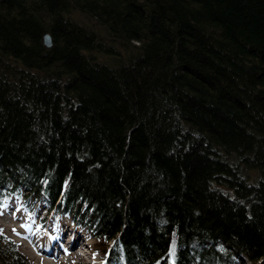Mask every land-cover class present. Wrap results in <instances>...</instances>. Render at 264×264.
<instances>
[{"label":"trees","instance_id":"1","mask_svg":"<svg viewBox=\"0 0 264 264\" xmlns=\"http://www.w3.org/2000/svg\"><path fill=\"white\" fill-rule=\"evenodd\" d=\"M15 195L107 264H264V0H0ZM0 264H34L1 225Z\"/></svg>","mask_w":264,"mask_h":264},{"label":"rangeland","instance_id":"2","mask_svg":"<svg viewBox=\"0 0 264 264\" xmlns=\"http://www.w3.org/2000/svg\"><path fill=\"white\" fill-rule=\"evenodd\" d=\"M13 196L6 199L0 210L7 212L0 220L5 233L20 243L21 249L29 256L34 264H61L59 260L66 258L62 264H107L104 251L106 245L92 236L88 230L79 226L69 214L58 213L49 208L44 201H39L30 195L29 201ZM52 211V212H51ZM7 218V219H6ZM27 225L28 227H25ZM66 232L64 237L62 233ZM61 237L54 247L53 254L44 252L45 243L51 238ZM78 239L73 247L72 240ZM48 246V245H47ZM49 248V246H48ZM80 253V254H79ZM63 254V255H62ZM244 264H255L245 258Z\"/></svg>","mask_w":264,"mask_h":264},{"label":"bare ground","instance_id":"3","mask_svg":"<svg viewBox=\"0 0 264 264\" xmlns=\"http://www.w3.org/2000/svg\"><path fill=\"white\" fill-rule=\"evenodd\" d=\"M52 212V211H51ZM77 224V223H76ZM66 235V232L64 233H62V236L61 237H64ZM61 237H56V238H54V243L56 244V242H58L60 239L59 238H61ZM79 239V238H78ZM78 239H76V238H74L73 240H72V245L71 246H75L77 243H78ZM51 241V238L48 240V242H50ZM59 248H61L62 249V247L61 246H59ZM49 249V248H48ZM49 250H45L44 249V252H46L47 254H53V252H48ZM80 254V253H79Z\"/></svg>","mask_w":264,"mask_h":264},{"label":"water","instance_id":"4","mask_svg":"<svg viewBox=\"0 0 264 264\" xmlns=\"http://www.w3.org/2000/svg\"><path fill=\"white\" fill-rule=\"evenodd\" d=\"M44 40H45V43H46L48 46L52 45V43H53V41H52V36H51V34H50L49 32H46V33L44 34Z\"/></svg>","mask_w":264,"mask_h":264},{"label":"snow or ice","instance_id":"5","mask_svg":"<svg viewBox=\"0 0 264 264\" xmlns=\"http://www.w3.org/2000/svg\"><path fill=\"white\" fill-rule=\"evenodd\" d=\"M25 227H28L27 225H24Z\"/></svg>","mask_w":264,"mask_h":264}]
</instances>
